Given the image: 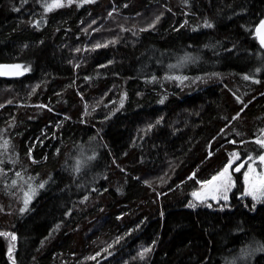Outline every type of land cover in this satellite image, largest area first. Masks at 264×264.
Returning a JSON list of instances; mask_svg holds the SVG:
<instances>
[{"label":"trees","instance_id":"trees-1","mask_svg":"<svg viewBox=\"0 0 264 264\" xmlns=\"http://www.w3.org/2000/svg\"><path fill=\"white\" fill-rule=\"evenodd\" d=\"M51 4L0 0V264H264L241 172L192 198L263 138L264 0Z\"/></svg>","mask_w":264,"mask_h":264},{"label":"snow or ice","instance_id":"snow-or-ice-1","mask_svg":"<svg viewBox=\"0 0 264 264\" xmlns=\"http://www.w3.org/2000/svg\"><path fill=\"white\" fill-rule=\"evenodd\" d=\"M69 3L72 2V0H68ZM85 2H88V0H85ZM62 6V0H53V4L48 5V10H51L52 7H58ZM206 27H211V24L206 23ZM257 33L260 35V41L261 44H264V21H261L260 26L256 29ZM97 47H100V45H97ZM20 65H13V66H7V65H0V75H6L9 74L14 69H19ZM19 74V73H15ZM245 79H248V77H245ZM259 83V81H255ZM239 100V98H238ZM242 103V101H240ZM235 143V141H233ZM255 143L259 144L262 148H264V138H259L255 141ZM7 142L5 141V146ZM230 157H232L229 162L224 166V168L217 173V175L213 176L211 180L205 182L206 187H210V191L212 194V199H216V193H223V199L227 200V189L230 186L231 183V176L229 170L232 168V164L234 163L235 159L239 158L238 153H232L230 154ZM249 160H252L253 158L251 156L248 157ZM261 164H264V155H260L258 157ZM240 167H243V164L239 165L237 168H235V171H239ZM78 170V169H77ZM249 173L253 174L252 179L249 178ZM20 174L17 173V176ZM245 183L249 184V195L253 196V199H256V191H264V173H256V170L249 166L248 171L245 173ZM16 181H13V184H15ZM39 187H43V184L39 185ZM31 190V189H30ZM34 192V190H31ZM194 197L200 198L197 193H193ZM28 193H25V208L28 204ZM195 204H190L189 207H195ZM0 235H4L3 233H0ZM12 239L14 240L15 237L13 236ZM145 251H150V249H145ZM9 253H11V248L9 249ZM143 255V253H142ZM94 259V257H93Z\"/></svg>","mask_w":264,"mask_h":264},{"label":"rangeland","instance_id":"rangeland-1","mask_svg":"<svg viewBox=\"0 0 264 264\" xmlns=\"http://www.w3.org/2000/svg\"><path fill=\"white\" fill-rule=\"evenodd\" d=\"M263 133V138H264V131L262 132ZM257 145V144H256ZM257 148L258 150H254L253 149H249L247 151V157L245 158V160L243 161V163H241V156H240V153L237 151L235 153H238L239 155V158L238 159H235L234 163L232 164V168L229 170L230 172V176H231V183H230V186L228 187L227 189V200L223 199V193H216V199H212V194H211V191H210V187H206L205 186V183L203 185H201V187L195 192L198 194V196L200 198H197V197H194L192 195V198L193 200L197 201V202H212L214 204L216 203H226V202H229L230 201V198H231V193L235 190L236 188V185H237V181H236V176H235V168L238 167L239 165L243 164V169L241 171V178H242V182H243V185H244V192H243V197H248V198H251L252 200L254 201H261L264 199V191H260V190H257L255 195H256V199H253V196L252 195H249V191H250V188H249V184H246L245 183V173L248 171V168L249 166H251L252 168H254L256 170V173H264V164H261V162L259 161L258 157L260 155H264V148H262L259 144L257 145ZM251 156L253 159L252 160H249L248 157ZM245 162V164H244ZM252 175L251 173H249V178L250 180L252 179Z\"/></svg>","mask_w":264,"mask_h":264},{"label":"water","instance_id":"water-1","mask_svg":"<svg viewBox=\"0 0 264 264\" xmlns=\"http://www.w3.org/2000/svg\"><path fill=\"white\" fill-rule=\"evenodd\" d=\"M259 26H260V24L258 25V27ZM256 34H257V39H258L259 44L264 48V44H261L260 35L257 33V31H256ZM7 66H13V65H7ZM15 73H19V74H15ZM23 75H24V71L21 68H19V69L12 70L9 74L0 75V77L5 78V79H19V78L23 77ZM243 167H240V170L239 171H234V172L236 174L240 173L242 171Z\"/></svg>","mask_w":264,"mask_h":264},{"label":"bare ground","instance_id":"bare-ground-1","mask_svg":"<svg viewBox=\"0 0 264 264\" xmlns=\"http://www.w3.org/2000/svg\"><path fill=\"white\" fill-rule=\"evenodd\" d=\"M96 15H97V14H96ZM96 15H95V17H96ZM109 16H110V15H109ZM92 17H94V16H92ZM95 17H94V18H95ZM91 19H93V18H91ZM95 21H96V20H95ZM104 21H105V20H104ZM90 22H91V21H90ZM125 23H126V22H125ZM92 24H93V23H92ZM104 24H105V23H104ZM253 24H254V23H253ZM95 25H96V23H95ZM95 25H94V26H95ZM127 25H128V24H127ZM182 26H183V25H182ZM95 27H96V26H95ZM103 27H105V26H103ZM123 27H124V26H123ZM126 29H127V27H126ZM128 29H129V27H128ZM124 30H125V29H124ZM94 32H95V31H94ZM106 32H107V31H106ZM112 32H113V31H112ZM104 33H105V31H104ZM121 33H122V30H121ZM129 33H130V32H129ZM106 34H107V33H106ZM130 35H131V34H130ZM118 36H119V35H118ZM123 36L126 37L127 34H126V35H123ZM131 36H132V35H131ZM108 37H109V36H108ZM132 37H133V36H132ZM122 39H123V38H122ZM124 39H125V38H124ZM125 40H126V39H125ZM132 43H133V41H132ZM179 57H180V56H179ZM165 58H166V57H165ZM178 59H179V58H178ZM205 73H206V72H205ZM208 73H209V72H208ZM180 74H181V73H180ZM180 74H179V75H180ZM212 74H213V73H212ZM174 75H175V74H174ZM193 75H194V74H193ZM202 75H203V74H202ZM181 76H182V75H181ZM187 76H190V75H187ZM212 76H213V75H212ZM161 77H162V76H161ZM165 77H166V76H165ZM176 77H177V76H176ZM183 77H184V76H183ZM197 77H198V76H197ZM203 77H204V75H203ZM203 77H200V79H201V78L203 79ZM190 78H191V77H190ZM204 78H205V77H204ZM208 78H209V74H208ZM208 78H207V79H208ZM152 79H153V78H152ZM169 79H170V78H169ZM173 79H174V78H173ZM207 79H206V80H207ZM209 79H210V78H209ZM209 79H208V80H209ZM154 80H155V77H154ZM171 80H172V76H171ZM171 80H170V81H171ZM195 80H196V79H195ZM208 82H209V81H208ZM216 82H217V81H216ZM209 83H210V82H209ZM181 84H182V82H181ZM163 88H164V87H163ZM168 91H169V90H168ZM186 94H187V93H186ZM102 96H103V94H102ZM166 96H167V95H166ZM103 97H104V96H103ZM105 97H106V96H105ZM101 98H102V97H101ZM95 99H96V98H95ZM98 99H99V98H98ZM110 99H111V96H110ZM102 100H103V99H102ZM112 100H113V99H112ZM94 101H95V100H94ZM96 101H97V100H96ZM160 101H161V100H160ZM98 102H99V101H98ZM101 103H102V102H101ZM93 104H94V103H93ZM98 104H99V103H98ZM89 105H90V104H89ZM62 121H63V120H62ZM157 121H158V120H157ZM60 122H61V121H60ZM157 123H158V122H157ZM59 125H61V124H59ZM151 125H152V124H151ZM151 125H150V126H151ZM55 126H56V125H55ZM57 126H58V125H57ZM152 126H153V125H152ZM152 126H151V127H152ZM146 127H147V125H146ZM148 127H149V126H148ZM147 129H148V128H147ZM148 130H149V129H148ZM55 136H56V135H55ZM55 136H54V137H55ZM47 137H48V136H47ZM59 143H60V142H59ZM78 163H79V162H78ZM84 163H85V162H84ZM34 164H35V163H34ZM36 164H37V163H36ZM73 164H74V163H73ZM75 175H76V174H75ZM29 179H30V177H29ZM186 180H187V179H186ZM151 184H152V183H151ZM191 187H192V184H191ZM195 188H196V187H195ZM189 190H190V189H189ZM189 192H190V191H189ZM20 199H21V198H20ZM31 200H33V199H31ZM31 200H30V201H31ZM81 259H82V258H81ZM82 260H83V259H82ZM82 260H81V261H82ZM77 261H78V260H77Z\"/></svg>","mask_w":264,"mask_h":264}]
</instances>
